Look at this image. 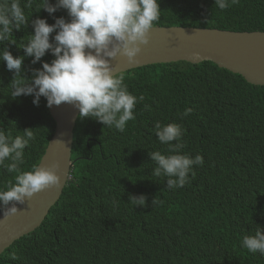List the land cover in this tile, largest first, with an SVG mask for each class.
Returning <instances> with one entry per match:
<instances>
[{
	"label": "trees",
	"instance_id": "obj_1",
	"mask_svg": "<svg viewBox=\"0 0 264 264\" xmlns=\"http://www.w3.org/2000/svg\"><path fill=\"white\" fill-rule=\"evenodd\" d=\"M159 6L155 25L264 30V0H239L224 11L214 0H159ZM35 7L25 9L27 26L13 29L16 43L0 44L13 56L23 55L18 46L33 32V19H68L64 9L50 16ZM31 59L22 63L28 77L42 67ZM52 59L48 53L41 61ZM121 74L129 92L144 97L136 118L123 132L78 118L70 184L44 222L0 255V264H264V255L241 246L257 226L264 230V86L211 60L156 63ZM12 78L0 62V130L14 138L33 128L35 142L25 148L20 166L31 171L56 121L44 97L37 106L31 95H8ZM189 107L191 114L182 117ZM157 121L181 125L183 152L204 158L176 190L167 188L166 177L151 175L149 151L167 154L155 134ZM15 175L0 167V190ZM140 194L146 205L128 202Z\"/></svg>",
	"mask_w": 264,
	"mask_h": 264
},
{
	"label": "clouds",
	"instance_id": "obj_2",
	"mask_svg": "<svg viewBox=\"0 0 264 264\" xmlns=\"http://www.w3.org/2000/svg\"><path fill=\"white\" fill-rule=\"evenodd\" d=\"M238 3L239 0H214L220 11ZM33 5L35 12L43 9L50 16L64 9L68 19L56 17L51 24L45 18L33 19V32L18 46L23 49L21 56H13L6 46L0 47V62H5L13 73L8 95L13 99L31 95L37 106L41 97L46 99L47 107L71 104L78 109L80 119L91 117L110 129L125 131L127 122L136 118L134 109L144 97L129 92L123 75L113 72L112 59L122 55L129 63L136 61L160 19L159 0H24L23 5L21 0H0V44L16 43L10 39L13 29L27 26L25 9ZM48 53L53 59L41 61ZM26 57L32 58V64L42 63L41 68L32 69L30 77L22 68ZM191 112L190 107L185 108L181 115L187 117ZM154 127L159 142L167 146V154L149 151L154 164L151 175L166 177L170 190L182 188L189 182L190 173L194 175L193 167L204 165V158L183 152L181 125L157 121ZM32 129L26 128L14 138L0 130V167L16 174L14 181L9 180L0 190V211L5 218L19 211L16 202L24 204L42 190L61 186L58 163L33 165L31 171H21L24 150L36 139ZM146 200L144 194L130 195L128 202L137 207L146 205ZM152 203H158L156 198ZM241 246L264 255V230L257 226L254 235L243 237Z\"/></svg>",
	"mask_w": 264,
	"mask_h": 264
},
{
	"label": "water",
	"instance_id": "obj_3",
	"mask_svg": "<svg viewBox=\"0 0 264 264\" xmlns=\"http://www.w3.org/2000/svg\"><path fill=\"white\" fill-rule=\"evenodd\" d=\"M206 60L243 75L252 84L264 86V30L155 25L148 44L141 46L135 62L129 63L126 57L118 55L112 59V65L117 75L150 64L177 61L197 64ZM49 109L56 121V130L39 165L58 163L61 186L42 190L24 204L16 202L19 211L14 215L5 218L0 212V255L44 222L72 179L78 109L67 103Z\"/></svg>",
	"mask_w": 264,
	"mask_h": 264
}]
</instances>
